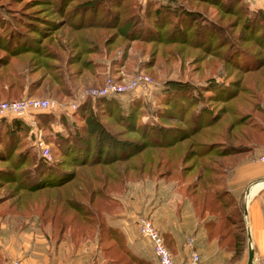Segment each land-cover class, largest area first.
Segmentation results:
<instances>
[{"label": "trees", "instance_id": "trees-1", "mask_svg": "<svg viewBox=\"0 0 264 264\" xmlns=\"http://www.w3.org/2000/svg\"><path fill=\"white\" fill-rule=\"evenodd\" d=\"M73 1L54 0L58 19L43 18L32 29L36 36L15 28L0 33V96L5 100L18 99L15 97L20 93L30 94L39 86V79L27 83L24 80L35 66L45 69L49 83L62 84L65 76L59 72L50 75V63L45 61L56 58V54L42 41L46 37L53 39L47 32L63 25L69 31L88 30L77 39L84 47H78L77 42L71 44L77 50L69 56L68 64H78V74L96 66L92 58L82 55L101 54L95 48L100 42L103 46L112 42L123 45L119 56L109 58L118 68L131 42L150 44L149 54L161 49V55L174 58L197 51L192 59L207 56L228 63L233 56L242 55L243 49L234 44L242 40L225 34L221 25L206 18L202 11L211 6L230 15L231 23L238 26L240 10L242 26L253 28V32L258 29V19L264 18L260 8L249 11L244 0H146L143 4L81 0L68 8L73 18L66 24L63 15ZM198 18L202 24L193 26L191 22ZM28 26L25 28L32 27ZM58 46L62 48L61 43ZM39 60L44 61L42 65ZM12 62L21 70L9 69ZM244 67L264 79V54ZM102 84L103 81L93 86ZM217 86L214 82L204 86L208 94L202 96V88L187 81L165 82L162 92L155 95V118L148 121L138 118L142 107H147L138 97L127 96L125 104L119 94L85 98L66 123L61 121L65 131L54 133L52 162L34 156L24 143L27 125L23 119L0 118V162L5 163L0 166V183L14 184L19 191L0 209V218H13L18 227L22 220L49 224L53 238L70 244L74 250L95 228L104 225L103 213L117 209L115 197L128 183L143 179L176 181L181 183L180 197L190 201L207 236L229 251L232 261L238 260L245 244L244 204L242 195L235 197L229 192L226 180L230 169L242 158L264 149V98L236 83L223 93H216ZM243 91L246 94L239 96ZM216 99L228 103L232 100L235 105L231 101L230 106L212 111L208 103ZM145 114H151V110ZM52 117V113L34 114L42 128ZM98 243L105 258L102 264L128 263L129 252L115 228L99 234Z\"/></svg>", "mask_w": 264, "mask_h": 264}, {"label": "rangeland", "instance_id": "rangeland-1", "mask_svg": "<svg viewBox=\"0 0 264 264\" xmlns=\"http://www.w3.org/2000/svg\"><path fill=\"white\" fill-rule=\"evenodd\" d=\"M53 1L54 0H0V33H5L8 28H15L19 31H24L31 36H36L37 33L32 31L34 26H37L43 18L46 16H51L52 18L58 19V14L54 13L53 8ZM81 0H75L70 3L66 7V12L63 15L64 21L70 23L72 20V15H70V11H68L69 7L80 2ZM122 1H138L140 4H143L146 0H122ZM248 5V10L253 12L256 9L253 8L252 4L253 0H244ZM262 1V7L260 8L263 12L264 17V0ZM198 8L200 6H197ZM205 11L202 13L205 14L206 18H209L219 25H221V29L225 34H229L234 37H240V40H235L234 44L237 45L241 50L243 49L242 55L233 56L231 61L228 63L222 62L219 58L213 57H203L200 60L197 58L192 59V56L197 51L190 52L189 54H181L179 57L170 58V56H166L164 53L161 55V49L153 51L149 54V46L150 44H141L137 42H131L126 49L125 57L122 58L121 64L119 68L115 64H111L109 61L111 56H119L120 51L122 50L123 45L117 44V42H112L108 46L101 45L102 42L99 43V46L95 47L98 50H101V54H89V55H82V58H92L95 62L96 66L94 68L90 67V69L85 70L82 69L80 73H76L79 67L78 64H68L69 56L77 50L71 46L77 42V46L84 47V44L79 40L81 35H84L83 32H88V30H80V31H69L68 27L63 25L61 29L53 31L51 29L47 33L51 34V38L46 37L43 38L42 44L48 43L50 47L48 48L51 52H55L56 58L48 59L45 58V61L50 63V75L54 72L62 73L65 76L63 79L62 84L57 83H49L50 78L46 73L45 69L41 66H35L33 69L30 70V74L26 78L24 77L25 82L31 80L39 79V86L35 87L31 90L30 94H26L23 92L17 95L15 98H23V97H42V98H49L58 103H65L69 102L73 99V92L76 94L78 90L82 87L93 86L94 84H98L102 82L105 78H117L120 79H127L135 73H142L149 77L151 86L148 92L146 93H122L117 96L122 101V104L126 103L127 96H135V98H140L147 107H142L141 113H139V117L141 120H152L155 118V108L157 105V101H155V95L159 94L161 91V87L165 82L173 81V80H182L187 81L193 85H197L200 88L205 89L206 85L209 83L214 82L218 83L216 87V93H223L225 90L229 88L232 84L236 83V85L243 86L245 91L251 90L256 95L264 98V79L262 76L258 75V72L253 71H246L248 68H245L246 63L251 61L254 57H261L264 54V36L262 37L261 31L263 30L264 35V18H259V24L253 32V28L249 29L244 28L242 26L243 21V13L242 11H237L238 15L236 18V23L238 26H235V23H231L232 17L230 15H225L222 12L219 13L215 8L208 6ZM255 17V15H253ZM12 18V19H10ZM17 18V19H16ZM5 21V22H4ZM7 22V23H6ZM29 22V23H26ZM63 22V21H61ZM231 23V24H230ZM24 24V25H23ZM28 24H31L32 27L25 28V26L29 27ZM193 26L202 24L201 18L196 21L191 22ZM231 25V26H230ZM228 26L229 28H226ZM35 29V28H34ZM46 33V34H47ZM237 34V35H236ZM260 34V35H259ZM94 35V34H93ZM44 36V35H42ZM257 36V37H256ZM232 37V39H235ZM219 38V37H218ZM48 40H51L48 42ZM261 40V41H258ZM74 42V43H73ZM81 42V43H80ZM223 41H221L222 44ZM62 44V50L58 47V44ZM212 45L215 42H211ZM226 44V43H225ZM47 45V46H48ZM70 46V47H69ZM75 46V45H74ZM75 49V50H74ZM224 49V45H222V51ZM90 50V49H89ZM106 50L109 51V54L106 53ZM221 51V53H222ZM220 52V51H219ZM220 53V54H221ZM37 60H35L36 62ZM41 65L44 61H40ZM230 64V65H229ZM40 65V64H38ZM20 69L17 67V64L14 62L9 64V69ZM32 68V67H31ZM245 68V69H244ZM245 70V71H244ZM244 71V72H243ZM42 72H45V76L40 78ZM25 74V71H24ZM49 79V80H48ZM25 83V84H26ZM222 83V84H221ZM71 89H70V88ZM74 90V91H73ZM250 92V91H249ZM248 93V92H247ZM197 95V93H195ZM206 91H201L202 96H206ZM246 94V92L239 93V96ZM6 97L0 96V101L5 100ZM207 101V97L205 98ZM11 100V99H10ZM197 100V98H196ZM232 100H229L231 104ZM233 105H235V102ZM228 101H221V100H213V102L208 103V106H211L212 111H219V109L224 106H230ZM93 104V100L91 102ZM262 104V101L261 103ZM264 104V103H263ZM262 104V105H263ZM94 108V107H93ZM94 110V109H93ZM151 110V114L148 111ZM36 114H43V113H52V119L46 124L45 127H41L36 123L38 130L41 133V138L44 141L47 149L49 150L50 161H53L52 152L54 151V145L52 141H55V132H62L65 131V126L61 124V121L64 119L65 123L69 120L71 113H66L59 111L58 109H50L49 111H40L35 112ZM34 113V114H35ZM33 114V118H34ZM256 115V114H255ZM261 119V116H260ZM26 122V121H25ZM171 121H167L169 123ZM27 125V130L25 131V141L24 143L28 144L31 152L37 158H41L40 155L41 150L36 146L34 143V135L31 132L30 126ZM61 124L62 131H54V125ZM115 128V127H114ZM264 150V149H263ZM51 161V162H52ZM0 166H5V163L0 162ZM142 181H147L146 184L142 185V191L145 192L148 188H152L153 186L155 189H163L164 191H157L162 194L169 193L178 195L179 198L181 192V183L174 182V181H162L156 180L160 182V184H153L151 182H156L154 180L143 179ZM14 184H4L0 183V209L4 208L5 205L8 203L10 198H14L16 194H18V190H15ZM137 190V189H136ZM151 190H149L150 192ZM179 191V192H178ZM117 196V195H116ZM164 198V196L162 197ZM167 200V199H166ZM166 200H163L166 202ZM117 208V207H115ZM20 219V218H17ZM21 220V219H20ZM23 220L20 222L22 223Z\"/></svg>", "mask_w": 264, "mask_h": 264}, {"label": "crops", "instance_id": "crops-1", "mask_svg": "<svg viewBox=\"0 0 264 264\" xmlns=\"http://www.w3.org/2000/svg\"><path fill=\"white\" fill-rule=\"evenodd\" d=\"M251 4L255 9L262 7L261 0H253ZM60 125L55 124L54 131H62ZM262 151L242 158L230 169L226 180L229 192L235 197L242 195L244 204L245 244L238 260L232 261L231 253L215 238L207 236L202 219L194 213L189 200L175 194H162L157 191L164 190L154 186L143 193L142 185L147 181L141 180L127 184L125 190L115 197L117 209L103 213L104 225L95 228L94 233L74 250L70 244L53 238L49 224L23 220L18 227L15 225L17 220L9 216L0 218V264L14 258L19 260V264H90L94 261L102 264L105 258L98 236L110 227L122 235L129 252L127 264H156L150 244L138 233V216H148L152 220L172 255L173 264H181L185 258L184 241L187 236L194 238V248L199 255L197 264H245L246 229L255 260L264 245V166L257 160ZM151 183L160 184L157 181ZM163 196L167 200L162 199Z\"/></svg>", "mask_w": 264, "mask_h": 264}, {"label": "built area", "instance_id": "built-area-1", "mask_svg": "<svg viewBox=\"0 0 264 264\" xmlns=\"http://www.w3.org/2000/svg\"><path fill=\"white\" fill-rule=\"evenodd\" d=\"M150 86L151 82L149 77L142 73H135L127 79H120L118 81L107 77L100 86L82 87L76 94L74 93L73 99L65 103H58L49 98L42 97H23L20 99L1 100L0 118L17 117L26 121L34 135V143L41 150L40 155L47 161H50L49 150L42 140L41 133L33 118L35 112L58 109L62 112L71 113L85 98L94 99L101 96L122 93L144 94L149 91ZM257 160L264 166V150L258 154ZM136 226L139 235L150 244L156 258V264H173L172 255L166 248L163 238L154 226L152 220L148 216H138L136 219ZM184 247L187 252L181 264H197L199 255L194 248L193 236H187L185 238ZM6 264H19V260L14 258L9 260ZM253 264H264V245L258 257L253 260Z\"/></svg>", "mask_w": 264, "mask_h": 264}, {"label": "water", "instance_id": "water-1", "mask_svg": "<svg viewBox=\"0 0 264 264\" xmlns=\"http://www.w3.org/2000/svg\"><path fill=\"white\" fill-rule=\"evenodd\" d=\"M246 238H247V253H246L245 264H253V250L249 243V232L247 229H246Z\"/></svg>", "mask_w": 264, "mask_h": 264}]
</instances>
